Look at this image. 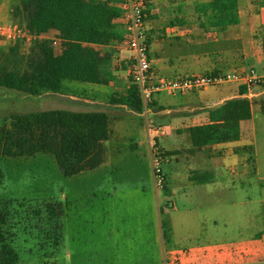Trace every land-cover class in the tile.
I'll use <instances>...</instances> for the list:
<instances>
[{"label": "rangeland", "instance_id": "374dc122", "mask_svg": "<svg viewBox=\"0 0 264 264\" xmlns=\"http://www.w3.org/2000/svg\"><path fill=\"white\" fill-rule=\"evenodd\" d=\"M12 3L13 0H0V25L18 23L10 15ZM241 6L248 21V30L241 40L242 50L244 48L243 53L254 56L238 63L237 67L229 66L224 72L253 69L261 75L264 74V25L249 22V18L257 14L259 4L257 0H241ZM40 34L54 39L56 45L61 42L55 31H41ZM145 38L148 43L146 33ZM10 45L13 43L1 44L0 47ZM123 49L128 50L126 47ZM200 66L194 65L196 70L173 75L153 69L160 77L170 80L213 74ZM114 67L118 69L112 63L111 70ZM130 81L126 78L122 85L118 83L113 88L67 81L62 90L45 91L38 97L0 88V127L3 120L12 114L46 110L112 114L113 109L121 107L111 103L112 95L124 94ZM253 86L261 88L264 83ZM209 89L215 93L221 87ZM160 95L154 96L147 116H130L128 121H134L137 126L129 130L130 137L119 143L120 149L113 152V161L107 168L95 174L86 172L84 176L66 178L55 157L48 154L0 159V207L10 210L6 230L20 255L19 264H146L149 259L160 257L162 237L167 258L172 250L171 244L180 242L188 234L196 238L201 235L198 221L207 213L214 217L210 208L213 205L214 209L217 203L227 207L226 219L222 217L220 221L221 235L225 238L233 241L246 238L250 219L254 220V225L256 221L260 225L264 223V132L255 144L260 149L257 173H253V162L249 159L245 168L248 175L234 173L236 180L228 175L217 197L207 194L209 186L188 183L189 170L183 162L185 147L181 148L183 155L177 161L167 155L162 165L165 188L158 189L154 185L152 160L145 143L149 139L147 121L151 128H161L159 114L150 113L158 112L153 103ZM169 97L162 94L160 99L165 101ZM218 99L216 96L215 100ZM157 137L165 148H173L170 143H165L164 138ZM156 146L167 153L158 144ZM55 202L61 204L63 214L53 221L49 218L47 206ZM174 205L180 211L187 209L190 212L174 211ZM181 219L191 222V227L188 229ZM145 241L148 242L146 245ZM166 264H169L167 260Z\"/></svg>", "mask_w": 264, "mask_h": 264}, {"label": "trees", "instance_id": "16d2710c", "mask_svg": "<svg viewBox=\"0 0 264 264\" xmlns=\"http://www.w3.org/2000/svg\"><path fill=\"white\" fill-rule=\"evenodd\" d=\"M195 11L205 31H223L241 23L239 0L197 3ZM10 15L31 31H57L61 42L56 45L51 39H38L30 45L17 42L0 47V88L38 97L45 91L62 90L67 81L102 86L114 81L107 48L122 41L125 32L119 23L122 10L111 0H13ZM245 94L244 85L241 97L209 110L210 123L187 129L194 148L241 139V124L253 117ZM111 103L144 112L139 89L132 80L126 94H114ZM110 134V117L103 111L57 109L12 114L0 127V159L52 155L62 174L71 178L105 162V142ZM163 154L167 157L172 153ZM195 176L198 183L203 182L202 173ZM47 211L53 221L63 214L58 202L49 203ZM9 220L10 210L0 207V264H19L20 255L6 230ZM168 262L178 264L170 257Z\"/></svg>", "mask_w": 264, "mask_h": 264}, {"label": "crops", "instance_id": "0c3cea01", "mask_svg": "<svg viewBox=\"0 0 264 264\" xmlns=\"http://www.w3.org/2000/svg\"><path fill=\"white\" fill-rule=\"evenodd\" d=\"M111 1L113 5H117L119 0ZM210 1L212 0H154L153 6L148 11L149 17L145 26L149 58L153 68L173 75L180 71L196 70L194 65L201 64L202 70L223 73L229 66L237 67L238 63L252 59L254 55L247 52L244 55V48L242 50L241 40L248 30L246 27L248 21L242 12L241 0H239L240 24L230 26L223 31L216 29L205 31L195 6L197 3ZM257 1L259 4L257 14L251 16L249 22L264 25V0ZM121 29L125 32L122 26ZM115 50L118 51L115 52ZM107 51L111 55V64L117 65L118 68H112L111 72L115 79L109 86L113 88L118 83L122 85L126 78L131 80L128 75L130 52L121 47H108ZM130 85L131 81L125 88L126 92ZM242 86L244 85L240 83L227 84L219 86L221 89L215 93L207 89L190 96H170L165 101L160 99L162 94L157 97L153 105L158 112L150 113L159 114L161 128L155 129L154 126L152 128L148 126L149 139L145 147L150 152V157L151 149L156 144L167 153H172L171 157L176 161L183 155L181 148H187L184 151L183 161L189 170L186 179L189 184L209 186L207 194L211 197H217L222 185L226 184L228 175H231L230 177L234 180H236L234 173L247 176L245 168L248 166L249 159L253 162V173H257L260 149L255 147V144L260 141L259 135L264 132V86L261 88L252 86L243 96L251 102L253 117L241 124L242 136L239 141L212 145L198 150L192 146L187 133L190 127L210 123V109L228 100L241 97ZM126 92L121 95H125ZM216 96L219 97L218 100H215ZM111 112L112 114L107 113L110 117L111 134L109 140L105 142V162L95 170L82 172L80 176H84L86 172L95 174L106 169L113 161V152L120 149L119 143L130 137L129 130L137 126L134 121H128L130 116H147L149 113L144 110L140 114L127 106H121ZM158 135L164 138L166 144L173 145V148H165L159 141ZM196 172L202 173L203 177L200 178L203 180L202 183L196 181L199 179L195 176ZM212 207L213 205L210 211L215 216L212 217V213H207L198 221L197 228L201 233L198 238L188 234L184 239H180V242L171 244L172 250L166 258L163 249L164 237H162L159 245L160 257L149 259L146 264H166L169 257L176 259L178 264H264V223L260 225L259 221H256L254 225V220L250 219L251 226L247 237H240L238 241H233L221 235L220 221L222 217L226 219L227 207L222 206L221 203L215 204L214 209ZM173 209L179 212H190L187 209L180 211L175 205ZM181 222L188 229L191 227V222L186 219H181ZM147 243L145 241V245Z\"/></svg>", "mask_w": 264, "mask_h": 264}, {"label": "built area", "instance_id": "2783aa9c", "mask_svg": "<svg viewBox=\"0 0 264 264\" xmlns=\"http://www.w3.org/2000/svg\"><path fill=\"white\" fill-rule=\"evenodd\" d=\"M153 4L154 0H119L116 6L122 10L119 23L124 28L125 36L122 41H115L110 45V48L126 47L130 52L128 75L139 89L145 111H148L154 96L159 94L190 96L231 83L245 85L249 92L253 85L264 83V74L260 75L253 69H240L233 73L195 74L181 80H170L157 75L150 62L149 46L145 38L147 14ZM38 39L50 38H44L40 32L31 31L19 23L0 25V45L17 42L30 45ZM147 124L151 126L148 121ZM151 160L155 185L158 189H164L166 179L162 165L166 156L156 145L151 149Z\"/></svg>", "mask_w": 264, "mask_h": 264}]
</instances>
